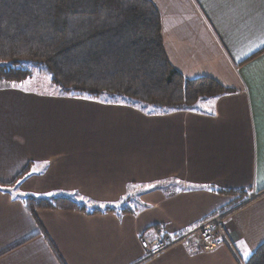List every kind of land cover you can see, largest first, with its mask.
I'll use <instances>...</instances> for the list:
<instances>
[{"label": "crops", "instance_id": "obj_1", "mask_svg": "<svg viewBox=\"0 0 264 264\" xmlns=\"http://www.w3.org/2000/svg\"><path fill=\"white\" fill-rule=\"evenodd\" d=\"M150 1L171 65L233 92L156 113L3 82L0 182L27 172L0 189V264H243L264 243V0ZM26 196L134 206L31 215ZM219 214L230 247L186 240L145 261L149 229L178 236Z\"/></svg>", "mask_w": 264, "mask_h": 264}, {"label": "trees", "instance_id": "obj_2", "mask_svg": "<svg viewBox=\"0 0 264 264\" xmlns=\"http://www.w3.org/2000/svg\"><path fill=\"white\" fill-rule=\"evenodd\" d=\"M161 31L150 0H0V81H24L39 67L64 96L156 113L190 111L233 92L210 77H183L166 56ZM22 202L31 215L41 209L132 211L123 201L101 207L68 196H26ZM243 264H264V243Z\"/></svg>", "mask_w": 264, "mask_h": 264}, {"label": "built area", "instance_id": "obj_3", "mask_svg": "<svg viewBox=\"0 0 264 264\" xmlns=\"http://www.w3.org/2000/svg\"><path fill=\"white\" fill-rule=\"evenodd\" d=\"M222 218L223 214L213 216L178 236H171L159 229H149L140 236L145 261L156 258L168 248L186 240L193 241L203 252H212L219 246L230 247Z\"/></svg>", "mask_w": 264, "mask_h": 264}, {"label": "rangeland", "instance_id": "obj_4", "mask_svg": "<svg viewBox=\"0 0 264 264\" xmlns=\"http://www.w3.org/2000/svg\"><path fill=\"white\" fill-rule=\"evenodd\" d=\"M31 72H32V77L24 80L25 82L21 81L22 82V84H21L22 88H24L26 90H29V91H36V90L39 91L40 90L42 92L43 91L49 92V91H52V90H57V88H55L53 85H51L48 74L45 71H43L41 68H39V67L35 68L34 67V68H32ZM3 82H4V84H5V82L6 83L7 82L10 83V81H0V85H2ZM52 93H54V92H52ZM148 110H151V109L148 108ZM0 189L8 190L7 188H4V187H0ZM129 200H130V198L122 200V201H123V205H126V206H128L131 209L134 205ZM78 202H82V201H78ZM120 203H122V202H120ZM85 205L88 208L89 207H93L92 203H85ZM94 205L97 206L99 204L95 203Z\"/></svg>", "mask_w": 264, "mask_h": 264}, {"label": "snow or ice", "instance_id": "obj_5", "mask_svg": "<svg viewBox=\"0 0 264 264\" xmlns=\"http://www.w3.org/2000/svg\"><path fill=\"white\" fill-rule=\"evenodd\" d=\"M262 43H264V41H262ZM50 195H51V193H50ZM74 195H75V194H74ZM80 199L83 200L84 197H80ZM101 207H104V205H101ZM245 255H247V253H245Z\"/></svg>", "mask_w": 264, "mask_h": 264}]
</instances>
